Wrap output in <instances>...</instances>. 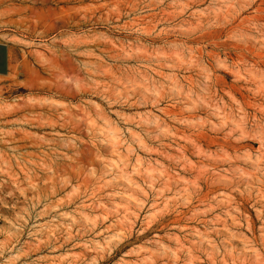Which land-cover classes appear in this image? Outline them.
Listing matches in <instances>:
<instances>
[{"label":"rangeland","instance_id":"obj_1","mask_svg":"<svg viewBox=\"0 0 264 264\" xmlns=\"http://www.w3.org/2000/svg\"><path fill=\"white\" fill-rule=\"evenodd\" d=\"M0 264H264V0H0Z\"/></svg>","mask_w":264,"mask_h":264},{"label":"crops","instance_id":"obj_2","mask_svg":"<svg viewBox=\"0 0 264 264\" xmlns=\"http://www.w3.org/2000/svg\"><path fill=\"white\" fill-rule=\"evenodd\" d=\"M14 49L7 42L0 40V86L12 72V55Z\"/></svg>","mask_w":264,"mask_h":264}]
</instances>
